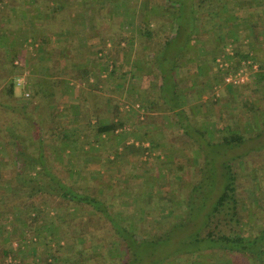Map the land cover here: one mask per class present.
<instances>
[{"label":"trees","instance_id":"trees-1","mask_svg":"<svg viewBox=\"0 0 264 264\" xmlns=\"http://www.w3.org/2000/svg\"><path fill=\"white\" fill-rule=\"evenodd\" d=\"M140 1L143 11L145 8L151 11V13H143L140 19V30L150 44L153 42L157 45L152 46L154 53L161 48V43L156 41V37L167 38L165 44L162 43L165 54L171 48L176 47L177 39L182 38L189 41L198 31L203 32L201 25L213 24L222 11L226 10L224 0H164L165 10L170 14L168 17H163L154 14L156 4L152 0ZM126 3L127 0H0V110L4 113L3 118H0V145H4L3 151L0 152V170L5 169V172L0 171V219H2L0 220V264H26L24 261L26 255H31L33 260L34 258L43 259V263L46 264H57L66 256L60 252L62 246L57 240L58 234L61 233L62 238L66 240L72 237L81 240L87 232L97 230L96 222L101 226H112L119 237L118 243L121 242L122 247L120 250L125 257L128 252L130 255L134 253L136 261L143 258L144 254L137 253L140 249L133 252V247L140 246L134 245L132 240L136 237L132 233L135 231L132 223H128V218L122 213L121 215L112 210L111 203L104 198L106 188L97 185L86 187L87 184H81L79 179L71 178L69 174L68 176L63 175L53 167V164L51 165L48 151L66 142L73 130L70 126H66V123L61 124V119L66 118L67 115L63 111H54V104H49V109L45 110L40 103H37L33 106L40 109L38 123L36 119H31L28 110L33 99L47 101L49 97L55 96L56 91L64 87V84L72 80L82 81V78L88 75L86 69H81V67L76 70H71L67 64L62 67V60L68 58L73 46L68 41L66 46L58 44L49 49L48 36L59 35V26L71 21L70 15L74 16L75 22L80 23L82 16L80 12L84 7L88 8L93 5L109 9V23L111 24L114 19L118 20L113 11L123 8ZM228 3L231 1L228 0ZM152 7H154L153 10ZM129 17L132 19V14ZM151 23L155 25L151 26ZM164 23H168L165 29L162 27ZM77 29H70L68 33L78 32ZM114 34L112 24L110 28L108 24L102 38L103 40L110 39L115 44ZM29 38H32V42ZM37 42L39 47L35 49L36 57H32L35 59L32 63L40 67V69L36 68V72H43L44 77L32 78L24 87V91L29 92L30 97L32 96L31 99L17 104L4 102L2 100L4 96L11 101L16 97L14 77L18 72V65H15V61L23 58L25 44L35 46ZM218 46L223 45L218 44ZM2 53L5 59L1 58ZM236 56L238 60L232 66L236 70L243 60L259 62L256 57L248 54L238 53ZM259 66L261 67L262 63ZM174 68L175 65L169 69L170 73L174 71ZM229 71H225V75ZM165 76L163 73V81H165ZM173 96L172 98L176 100V95ZM175 105V102L174 104L170 102V110L179 117L185 115L182 109L176 111ZM79 108L75 110L77 122L87 119L82 109ZM8 116H11V119ZM45 117H49V126L46 130L41 125H44ZM187 125L182 123V129L200 147L204 155V163L207 165L214 162L213 154L218 150H228L244 142V136L240 132H231L223 136L221 141L218 139L214 142L206 137L207 131ZM122 126L121 121L98 123L94 130L97 135L110 134ZM193 132H197L203 141L199 142L198 136H195ZM86 144H91L90 140L87 143H80L79 147L83 148ZM154 144V142L151 143L152 146ZM129 149L131 148L125 147V150ZM134 149L135 147H132V151ZM200 160L199 158L198 163L202 164L203 161ZM234 160L240 162L243 159L237 156L233 160L223 162L225 183L222 192L210 208L207 209V198L210 192L205 189V182L206 185H212L210 182L214 168H208L207 173L205 165L200 166L202 176L198 182L186 183V180L180 177L181 183L170 184L171 191L176 192L177 196L168 197L170 200L167 204L160 205L158 201V209L150 206L148 212L153 213L151 214L153 220L156 222L158 217L163 221L166 220L168 228L166 229V225L162 222L160 230L152 232L151 243L143 245L144 249L146 245L154 247L168 243L173 245L172 252L155 260L153 264H159L160 259L165 256L167 260L182 255L188 258H198L207 256L206 253L209 254V252L213 257L227 259L226 264H247L243 260L250 261L252 264H264V229L251 233L247 229L249 223L244 219L245 207L241 201L246 196L242 197L240 194L238 174L232 164ZM197 173L200 177V172ZM205 173H207L206 176ZM197 194L199 200L204 197V201H200V204L194 201ZM84 207L91 208L93 214H88L83 219L66 217V213L70 210L78 212ZM52 208L57 211L56 217L50 214ZM203 210L206 211L203 212L204 218L201 223L194 230L185 232L184 236L174 243L176 232L187 230L197 214ZM159 213L165 215L161 217L162 214L157 215ZM8 225L13 227L8 229ZM19 240H22L23 246L28 248L24 250L20 244L17 247L16 243ZM49 244L56 247V253L50 252L41 257L37 252L41 248H47Z\"/></svg>","mask_w":264,"mask_h":264},{"label":"crops","instance_id":"crops-1","mask_svg":"<svg viewBox=\"0 0 264 264\" xmlns=\"http://www.w3.org/2000/svg\"><path fill=\"white\" fill-rule=\"evenodd\" d=\"M159 1H154L156 5L152 10L154 8L155 13H152L168 17L170 13L165 10V1ZM230 1L228 3V0H224L226 10L222 11L213 24L201 25L203 32L198 31L189 41L177 39L176 47L165 54L162 46L167 38H155L164 44H160L161 50L154 53L152 46L155 47L156 44H150L141 33L140 19L144 12L146 14L151 11L146 8L143 11L140 0H127L126 6L113 11L119 20L116 26L112 25L115 44L110 39L102 38L106 26L109 24V28L111 27L110 18L106 17L108 8L99 5L84 7L80 12V23L75 22L74 16L70 15L71 21L59 26V35L48 36V48L58 44L66 46V42L68 45L70 41L73 48L69 51L68 58L62 60V67L66 64L71 70L81 67L86 69L88 75L82 81L72 80L64 84V87L56 91L55 96L47 100L54 103L53 106L65 110L66 121H61V124L66 123V126L73 129L66 142L55 146L56 153L64 156L71 152L69 159H80L83 168L90 171L91 175L103 176L110 173L111 176H105L103 180L96 175V179L89 177L88 180L118 186L124 199L130 202L132 187L144 189V186L153 187L156 184L152 180V183L145 180L146 171L135 167L133 159L142 157L145 153L150 155L151 149L156 147L160 154H165L169 149L177 150L175 143L182 141V135L188 136L182 129V123L207 131L208 139L214 142L218 139L221 141L223 136L231 132L242 133L245 141L247 138L244 130L249 125L264 127V0ZM199 23L202 24L200 20ZM152 25L155 24L151 23ZM162 27L167 28L168 23H164ZM76 28L78 32L68 33L70 29ZM122 38L125 39L122 45L128 49L123 55L121 52L116 53L115 49L118 39L121 41ZM29 41L32 42V38ZM35 46L39 47L38 42ZM229 47L234 50L232 57L227 54ZM238 53L256 57L258 64L261 62L262 66L252 74L253 81L250 79L241 87H232L225 84L223 78L225 71L231 70L236 58L238 60ZM219 59L230 64L221 67ZM27 63L30 64L28 61ZM174 65V71L170 73L169 69ZM30 66L40 69L36 65ZM163 73L166 75L165 81L162 79ZM38 76L44 77V74L35 69L31 79ZM173 95H176V100L172 98ZM170 102H175V110L182 109L185 115L179 117L171 111ZM79 107L89 119L80 118L79 122L75 120V110ZM216 119L219 120L218 125L215 123ZM112 121H121L123 126L110 134H96L95 125ZM222 123L228 129L226 134L221 129ZM85 125H91L89 139L92 143L82 148L85 153L80 156L77 140ZM193 133L202 142L203 138H199L197 132ZM259 134H263L262 129L257 133ZM152 142L155 143L154 146L151 145ZM125 147L131 149L125 150ZM132 147H135L133 151ZM97 150L99 154L92 155ZM108 153L110 157L104 158ZM93 162L100 165L93 168ZM137 177L141 181L136 180ZM128 204L132 206V202ZM19 243L20 240L16 243L17 247Z\"/></svg>","mask_w":264,"mask_h":264},{"label":"rangeland","instance_id":"rangeland-1","mask_svg":"<svg viewBox=\"0 0 264 264\" xmlns=\"http://www.w3.org/2000/svg\"><path fill=\"white\" fill-rule=\"evenodd\" d=\"M154 1L159 0H152L153 3ZM158 3L161 2L159 1ZM130 6L132 7V4ZM108 11L109 9H107L106 12L108 13ZM108 16L109 13L106 17ZM117 22H119V20L116 21L114 19L113 21H111V24L116 26ZM123 35L124 33L121 36L123 37ZM124 40V38H122L121 41L118 39V42L116 44L117 48H115L117 50L116 53L119 54V52H121V55H123L124 52L128 51V49H126L125 46L122 45V41ZM36 47L37 46H33L30 44L24 45L23 50L25 53L23 54V58L17 59L15 61V65H18V72L14 77L16 84V97L13 98V101H11L7 96H4L2 97V100L4 102H13L17 104L32 98V96L30 97L25 95L26 91H24L22 84L20 85L18 83V78L21 77L23 74H26L25 86L28 85L31 76L34 74V70L36 68H32L30 66L31 64H26V62H34L33 60L35 59L31 58V56L36 55ZM232 47H229V49ZM227 54L229 57L233 56L229 52H227ZM1 58L5 59V55H3V53ZM251 80L253 81V78ZM37 103H40L41 107L45 108V110L49 109V104L53 105L54 103H50L44 100L40 101L38 98L33 99L32 105L29 106L28 110L30 111L31 119H36V121L38 122V112L40 109H38L37 106H33ZM53 108V110L56 112L65 111L63 109L61 110L60 107L53 106ZM3 115L4 113L0 110V118H3ZM8 118L11 119V116H8ZM86 118L89 119V116L87 115ZM61 121L66 120L65 118H62ZM215 123L216 125H218L219 120L216 119ZM41 125L42 128L44 126L46 130L49 126V117H45L44 125ZM223 125L224 124L222 123L221 129H223V134H226L228 133V131H226L228 129L226 127H223ZM83 127L84 129H81L83 130V132L81 133L80 138H78L79 140H77L79 148L78 152L80 153V156L85 153V151L82 150V147H79L80 143H87L90 140L89 138L92 133L90 132L92 129L91 125H85ZM261 129L264 134L263 126L256 127V125H249L246 130H244V135L247 140H245L241 145H236L228 150H218L215 154H213L215 159L214 162L211 163V165H207L206 163H204L205 159L203 153L200 151V147L195 143L193 144V139L186 135H182V141L175 143L174 146L178 148L177 150L173 151L169 149L170 151H165V154H160L159 150H156V147L154 149H151L152 151H150V155H148V153H145L142 157L140 156L138 158L133 159L134 163H136L135 167H138L140 171H146V173L144 172L145 180L147 179L149 183H152V181H154L156 184L153 187L150 185H148L149 187L144 186V189H141V187L139 186L132 187V201L130 202H128V199H124V196H122L123 193L121 192V189H118V186H107L106 184L101 183L99 180H95L93 182H90L88 180L89 177H93L94 179H96V176L101 179L105 176L110 177V173H105L103 176L101 174H95L96 176L91 175V173H89L90 171L88 172L87 169L83 168L84 166H82V163H80V159L74 158L73 161L69 159L72 154L71 152L65 154L62 159V156L58 155L54 150L56 149L55 146L52 149L50 148L48 154L51 165L53 164V167L56 170H59V172H61L63 175L66 174L68 176L69 174L71 178L79 179L81 181V184H87L85 185L86 187L97 185L99 187L103 186L104 189L106 188L107 191H105L104 193V198L105 200L111 203L113 207L112 210H114L115 212H119L120 214L122 213L125 217H127L128 223H132L135 229V231H132V233H134L136 237L135 239L132 238V240L134 241V245L140 247H133V252L134 250L136 251L140 249L137 251V253L141 255L144 254L143 258H141L140 261L135 260L134 253L133 255H130L127 252V255L125 257V255H123L122 250H120V248L122 247L120 244L121 242L118 243L119 237L112 228V226H101L98 222H96L95 227L98 226L97 230H94L93 232H87V234H85L81 240H77L73 237L70 238V240H66L62 238L61 233L58 234L57 240L62 246L60 252H62L66 256L63 257V260L57 264H124L126 262L128 264H153L155 260H158L169 252H172L173 245L170 243L162 246L159 245L157 247L146 245L144 249L143 245L150 242V236L153 235L152 232H158V230H160L163 224L162 222H164V224L166 225L165 228H168V222L166 224V220L163 221V219L161 220V218L159 217L156 219V222L153 220V216H151V214L153 213H151L150 211L148 212L150 206L152 205L156 209H158V201H160V205L167 204V201L170 200V198L168 197L177 196L176 192L171 191L170 184L181 183L182 180L179 179L180 177L184 178L186 180V183H192L191 181L198 182L202 176L200 166L204 167L205 165V172L207 173L208 168H214V172L212 174V181L210 182L209 180L212 185H206L205 182V189L210 192V195H208L207 198V209L210 208L211 204L217 199L218 195L222 192L223 185L225 183V170L222 166L223 162L227 160H233V158L237 156L241 157V159L243 160H241L240 162L234 160L232 161V164L234 165L233 168L235 172L238 174L240 194L242 195V197L246 196V198L241 201H243L245 207L243 213V215L245 216L244 219L249 223L247 229L249 233L262 228L264 229V135H257V133L260 132ZM195 136H197V134H195ZM206 137H208V134H206ZM90 142L92 143V141ZM86 145L89 146L88 144ZM3 146L4 145H0V152L3 151ZM83 147H85V145ZM67 149H69L70 151V148ZM92 153V155L97 156L99 154V151L97 150ZM177 154H184L185 156L179 157L177 156ZM101 156L103 157V155ZM107 157H110V153H108L107 156H104V158L108 159ZM199 158L203 161L202 164L198 163ZM107 163L112 164L108 161ZM99 165L100 164H97V162L91 163V166L93 168H96ZM0 171L5 172V169H1ZM197 172H200V177L198 176ZM207 173H205V176L207 175ZM150 177L152 178L150 179ZM136 180L141 181V178L137 177ZM206 180L208 181V179ZM194 201H196L197 204H200V201H204V197L199 200V195L197 194ZM126 202L127 205L125 204ZM131 202L132 206H129L128 203ZM176 207L177 206H175V208ZM82 209V211L78 212L70 210V212L66 213V217L74 219H83L88 214H93L91 208L89 207H84ZM205 211L206 210H203L199 212V214H197V216L193 220V223H191L187 230H184V232H182L181 230L179 232H176L174 237V243L177 242L179 238L184 236L185 232H190L194 230L196 226L201 223L204 218L203 212ZM50 214L52 217L57 216V211L55 210V208L50 209ZM161 214L162 213H159L157 215ZM164 215L165 214H162L161 217ZM12 227V225H8V229ZM55 243L54 245L57 244ZM19 244L25 250L26 246H23L22 240H20ZM54 245L49 244L47 248H41L37 253L40 254L41 257L46 256L50 252L53 253L56 251L55 249L57 247L56 245V247L54 248ZM206 254L207 256L198 258H188L186 255H182L177 258L171 257L169 260H167V257L165 256L164 258L160 259L161 261L159 262V264H224V262H226L227 260L225 258L221 259L220 257L215 256L214 258L212 255H210V252L209 254ZM36 259L37 258H34L33 260V257H31V255H26L24 261L26 262V264H46L45 262L43 263V259ZM243 261L247 264H251L250 261Z\"/></svg>","mask_w":264,"mask_h":264},{"label":"built area","instance_id":"built-area-1","mask_svg":"<svg viewBox=\"0 0 264 264\" xmlns=\"http://www.w3.org/2000/svg\"><path fill=\"white\" fill-rule=\"evenodd\" d=\"M229 53L231 55L234 54V50L233 48L228 49ZM220 61V66L224 67V66H228L230 63L228 61H223V59H219ZM259 70V64L256 62H252V61H246L243 60L240 63L239 68L236 70L234 68H232L225 76H224V82L225 84H231L233 86H240L243 85L247 82L250 81L251 79V75ZM25 79H26V74H23L21 77L18 78V83L25 85ZM26 96H29L30 93L29 92H25Z\"/></svg>","mask_w":264,"mask_h":264}]
</instances>
